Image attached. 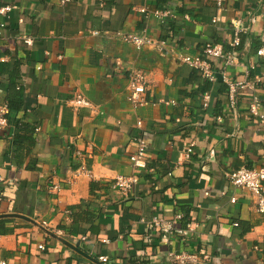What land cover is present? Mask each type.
Instances as JSON below:
<instances>
[{
    "label": "crops",
    "instance_id": "0c3cea01",
    "mask_svg": "<svg viewBox=\"0 0 264 264\" xmlns=\"http://www.w3.org/2000/svg\"><path fill=\"white\" fill-rule=\"evenodd\" d=\"M63 1L0 0L14 8L0 14V101L10 110L0 130V261L170 264L169 253H192L203 264H264V214L228 183L231 171L264 165V128L247 112L254 97L264 107V57L254 55L264 49V0H221L220 10L217 0ZM140 8L173 17L162 23ZM251 17L234 63L210 60L215 79L182 62L206 44L231 53L230 23ZM134 34L150 44L123 41ZM137 69L148 83L141 107L127 100ZM233 83L253 87L236 94V113ZM75 95L90 106H74ZM139 136L148 143L144 170L129 161ZM119 176L138 183L122 193ZM50 183L64 189L50 195ZM178 214L197 230L148 228ZM41 223L61 230L66 245Z\"/></svg>",
    "mask_w": 264,
    "mask_h": 264
},
{
    "label": "built area",
    "instance_id": "2783aa9c",
    "mask_svg": "<svg viewBox=\"0 0 264 264\" xmlns=\"http://www.w3.org/2000/svg\"><path fill=\"white\" fill-rule=\"evenodd\" d=\"M64 3L67 0L63 1ZM218 10L222 8L221 0H217ZM12 7L0 8V14L4 15L13 10ZM138 13L144 18L154 17L162 23H169L172 20V15L167 11H147L145 8H140ZM255 22V18L251 17L249 19L233 20L229 29L234 34V39L229 44L231 53H226L221 46L206 44L201 50V56L199 58L183 57L182 62L191 69L196 70L203 79H215L212 77L210 69V60H225V65L230 66L234 63L237 53H241V34H247L250 32V26ZM212 23H216V19L212 20ZM123 41L127 44L134 46L136 49L140 50L145 46L150 44V40L144 35H128L123 38ZM166 42H159L158 48L162 50ZM256 57H264V49H260L254 52ZM252 69V66H251ZM129 82V95L128 102L133 107H141L147 104L146 93L148 89L147 78L141 69L133 70L128 78ZM253 89L252 85L249 83H233L229 85V108L233 112H237L236 107V94L239 90ZM161 104H167L166 101L161 100ZM72 104L76 107H89L90 103L84 99L81 95H75ZM248 115L257 121L264 128V107L263 104L254 97L247 107ZM10 110L4 101H0V130L6 127L8 123V115ZM221 121V119H218ZM137 128H141V123H137ZM136 143V149L134 153L129 155V161L133 169L144 170L147 167L146 162V151L148 148L147 140L144 136H139L134 138ZM193 145L190 144L186 156L189 157L191 154ZM92 150V147L88 148ZM138 183V178L135 176H119L114 180V185L122 193L129 192ZM228 183L235 188L245 189L250 192L255 200L256 211L259 214H264V165L258 169H246L239 168L233 170L228 175ZM64 189V186L60 183H50L47 187V192L50 195L58 194ZM184 216L182 214L176 215L171 220H165L158 217H153L147 224L151 231L158 232L162 235L169 236L173 233L175 227L183 222V228L187 233H193L197 230L198 225L193 222L187 221L184 223ZM144 222V220H141ZM42 228L47 236L52 237L60 242H64L62 239L63 232L57 229H51L47 227L46 223H41ZM85 239H82L84 241ZM147 243H151L150 237L146 239ZM108 243L107 241H105ZM66 245V242H64ZM40 250H44L41 246ZM170 264H203L206 257L200 256L199 254L192 253H169ZM0 264H6L4 261H0ZM88 264H110L108 259L104 256L97 258L95 262H90Z\"/></svg>",
    "mask_w": 264,
    "mask_h": 264
},
{
    "label": "trees",
    "instance_id": "16d2710c",
    "mask_svg": "<svg viewBox=\"0 0 264 264\" xmlns=\"http://www.w3.org/2000/svg\"><path fill=\"white\" fill-rule=\"evenodd\" d=\"M187 221H189V220L185 219V220H184V223H186Z\"/></svg>",
    "mask_w": 264,
    "mask_h": 264
}]
</instances>
